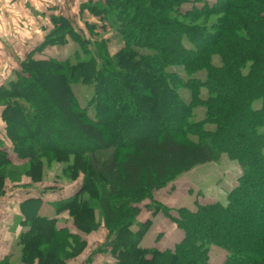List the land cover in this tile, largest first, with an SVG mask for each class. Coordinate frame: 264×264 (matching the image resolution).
Here are the masks:
<instances>
[{"label":"trees","instance_id":"obj_1","mask_svg":"<svg viewBox=\"0 0 264 264\" xmlns=\"http://www.w3.org/2000/svg\"><path fill=\"white\" fill-rule=\"evenodd\" d=\"M88 10L123 46L113 56L104 41L92 50L66 19H51L36 49L70 37L89 58L29 54L0 87L4 134L24 161L13 167L0 149V194L6 178L38 182L46 164L58 163L70 182L82 178L72 196L48 204L80 233L102 226L107 237L95 254L111 264H211L212 248L224 264H264V0H103ZM76 86L90 91L84 107ZM53 118L58 136L44 126ZM223 157L241 172L224 204L197 202L176 217L156 206L157 190ZM40 197L20 204L19 262L65 264L85 242L39 215ZM146 202L182 231L172 249L140 246L149 223L136 218Z\"/></svg>","mask_w":264,"mask_h":264},{"label":"crops","instance_id":"obj_2","mask_svg":"<svg viewBox=\"0 0 264 264\" xmlns=\"http://www.w3.org/2000/svg\"><path fill=\"white\" fill-rule=\"evenodd\" d=\"M87 1L91 0H0V87L4 86L12 79V73L13 71H17L16 68L18 67V61H14L13 67L7 65L3 56L8 58V60H12L9 56L13 55L16 59L18 58L21 61L20 55L22 52V55H25V52H28L25 50L30 48L35 42H37L38 45L42 43V39L52 30V18L61 17L67 20L68 13L73 21L72 18L77 19L76 7H79L81 3ZM71 25L72 27L74 26V24ZM53 48L54 47L46 48L42 53L48 52ZM7 67L10 73L9 77L5 73ZM4 129L5 125L1 120L0 108V149L5 150L7 153L11 166L22 167L24 161L18 160L14 155L10 141L5 137ZM185 182L187 181L184 179L177 180L175 189L178 196L183 197L189 192V186H187ZM40 184L41 183L36 185L33 184V182L24 175H12L10 179L6 178L4 180L3 190L0 194V264L5 262L9 264H19L18 237L26 230L23 225L24 217L20 211V204L22 201L35 196H41L40 198L45 200V205L39 210V215L41 211L51 213L50 216L46 217L55 220L57 228H64L63 226H65L66 223L63 222V224H61L60 222L62 221H60V218L68 215L67 212L55 215L54 210L48 204L51 201H55L58 197L57 195L53 197V195L57 193V190L50 191V188H36V186ZM60 198L65 199L66 196ZM149 214L151 213L147 210L143 213L141 208L138 215L139 221L137 222L140 223V219H147ZM153 221L149 231L154 234L161 232L164 234L172 233L175 237L173 243L176 241V238L177 242L182 239V233L178 230L176 225L171 224V222L162 217L161 214L154 217ZM70 233L75 234V229L74 232ZM105 233L106 230L101 226L97 231L84 234V241L86 242L85 249L79 256L68 260V263H66L86 264L85 262L89 259L91 250L105 241ZM95 235L96 238H93ZM99 236L100 238H98ZM142 241L143 243L148 242L146 238ZM176 243H174L172 247H169V244L164 249H172ZM145 245L147 247V244ZM164 249L161 250L163 251ZM99 259L100 260H98L97 256L93 257L89 264H110L101 257H99Z\"/></svg>","mask_w":264,"mask_h":264},{"label":"rangeland","instance_id":"obj_3","mask_svg":"<svg viewBox=\"0 0 264 264\" xmlns=\"http://www.w3.org/2000/svg\"><path fill=\"white\" fill-rule=\"evenodd\" d=\"M97 2H103V0H91V1L81 3L79 7L78 6L76 7L77 19L72 18L73 19L72 21L70 15L67 13V21L69 22L70 25L74 24L73 27L71 25V28L73 30V33L79 36L80 40H85V41L90 42V49L93 50L95 48V43L104 41L105 42L104 46H106V51H107L106 53L109 56H113L123 46V43L116 35H114L112 31H110L107 27H104L103 23L99 22V20H97L96 17H94L89 12L88 6L90 4L97 3ZM189 7H190L189 5L184 6L183 10ZM43 40L44 39H42V41ZM53 47L54 48L52 50L42 53L41 51H38L36 49L38 48V43L35 42L33 45L30 46V48L25 50L28 52H25V55H22L23 54L22 52L20 57L23 60L25 56L29 53V54H32L31 57L35 60L48 57V58H55L56 60L60 61L66 58H70L73 60L74 59L73 54L75 51H78L79 54L81 55V51L78 49L77 44L74 43L70 37H67L66 43L64 45L53 46ZM33 49L35 50V53H31ZM9 57L12 60H8V58L3 56L4 60L6 61L5 63L13 67L14 61L15 62L18 61L17 62L18 67L16 68L18 71L19 64L22 62V60L20 61L18 58L16 59L13 55H10ZM88 58L89 57H83L81 55L82 60H88ZM17 71H13L12 78L14 77ZM5 73L9 77L10 73L8 72V67ZM74 92L78 98L79 105L81 107H84L86 105L85 100L88 98L90 91L86 87L76 86L74 87ZM167 107L171 108L168 104H167ZM136 114L137 115L135 116V118L138 119V116H139L138 112ZM198 115H200L199 112H198ZM88 116L90 118H93V115L91 114V110H88ZM167 119L168 118L166 117L165 118L162 117L161 121L165 122ZM44 126L45 128L50 126L52 128L51 130L53 134L56 136H58L63 131L62 124H60V119L53 118L49 122L45 123ZM70 133L73 136H76V133L72 130V128L70 129ZM7 169L9 170V168ZM25 169L26 167L18 168L17 173H20V172L22 173ZM44 169L45 171L43 173L42 180L38 182L34 180L33 182V184L35 185L41 183L40 185L36 186V188L43 187L45 189L50 188V191L57 190V193L54 194L53 197H55L56 195L59 197L66 196V199L75 193L81 181L82 175H80L79 179H76L70 182L67 179V175L66 174L64 175L62 173V165L58 163H50V164H46ZM240 173H241L240 168L235 162L230 161L226 157H223L219 163H216V164L213 163V164H208L205 166L195 167L188 173L182 175L181 177L173 181L172 183H169L163 188L157 190L156 193H154L153 201L156 202V206L159 205L160 207L166 208L167 210H169L171 212V215L174 217H176V213L173 210H176V211L178 209H188V210L190 209L191 210L192 208L194 209V206L197 205V202H200V203L220 202L224 204L225 198L228 192L236 185V182L240 176ZM179 179L186 180L187 182L185 183L187 186H189V189H190L189 192H187V194L183 197L178 196L177 191L175 189V185L177 183V180ZM166 202H169V203H166ZM149 205L150 207H148V209H145ZM140 208H142L143 213L145 212V210L151 213L147 216V219L145 218L142 220L140 219V223L136 222L137 224H144L146 222L149 223V226L144 236L141 238L140 246L142 248H145L146 247L145 244H147V247L149 248L146 247V249H155L159 251H162L161 249L166 248V246L169 244H170L169 247H172V245L177 242V238H176V241L173 243L175 237L173 236L172 233L164 234L163 232H161V233L154 234L153 232L149 231L151 225L154 222L153 218L156 217L158 214L159 215L161 214L162 217H164L165 219H168V218L163 216L161 211H157V213L152 215V212L154 209L151 206V204L147 202L146 204L140 205ZM50 214L51 213H45L43 211L40 212V215H44V216H50ZM168 220L171 222V224L175 225L170 219ZM60 221H62L60 222L61 224H63V222L66 223L65 226L63 227L69 233L74 232V229H75V235L79 236L81 240L83 241L85 240L84 234L77 231V229L75 228L73 224V220L69 215H65L64 217L60 218ZM136 221H139L138 216L136 218ZM133 230L136 231V226H133ZM182 236H183V233H182ZM106 237H107V231L105 233V239ZM93 238H96V235ZM98 238H100V236ZM144 238H146L148 242L143 243L142 240ZM180 241H178L176 244H178ZM103 243L104 242H102L100 245L96 246L93 250H91L89 259H87V261L85 262L86 264L91 263L93 257H95L96 255H101L100 253L95 254V252L97 251L98 248L103 246ZM85 245H86V242H85ZM164 250H168V249H164ZM92 254H94L95 256ZM97 258L98 260H100L98 256ZM104 260H106V262L108 261L111 264V261L109 259L105 258ZM209 261L211 264H224L225 255L219 249L212 248L209 253ZM19 264L21 263L19 262Z\"/></svg>","mask_w":264,"mask_h":264}]
</instances>
